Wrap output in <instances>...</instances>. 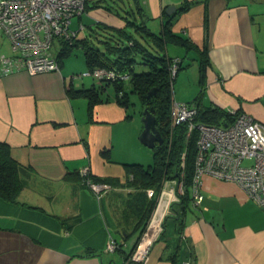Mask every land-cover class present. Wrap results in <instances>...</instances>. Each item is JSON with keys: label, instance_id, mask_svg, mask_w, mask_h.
<instances>
[{"label": "crops", "instance_id": "1", "mask_svg": "<svg viewBox=\"0 0 264 264\" xmlns=\"http://www.w3.org/2000/svg\"><path fill=\"white\" fill-rule=\"evenodd\" d=\"M85 9L70 23L81 64L0 77V143L25 183L18 204L0 200V264H137L127 263L125 252L151 198L148 189L131 187L130 167L150 166L153 155L140 142L142 115L130 92L121 96L114 81L86 75L85 48L104 60L98 33L126 43L138 35L153 53L148 33L165 37L167 24L188 42L159 41L168 58L181 60L172 100L264 124V0H87ZM84 169L111 185L100 200L83 183ZM172 187L165 186L163 199ZM196 202L165 217L144 264H264V208L236 184L209 176ZM109 237L121 251L105 252Z\"/></svg>", "mask_w": 264, "mask_h": 264}, {"label": "built area", "instance_id": "2", "mask_svg": "<svg viewBox=\"0 0 264 264\" xmlns=\"http://www.w3.org/2000/svg\"><path fill=\"white\" fill-rule=\"evenodd\" d=\"M87 0H0V34L7 40L11 55L0 56V77L25 70L31 75L58 72L60 65L51 53L54 43L70 44L76 32L70 29L73 18L85 13ZM180 59H173L171 78L178 73ZM86 75L98 83L125 81L127 74L116 68L96 67ZM230 120L214 126L197 121V108L189 103L174 100L170 106L171 127L186 125V140L195 137V159L190 185L191 205L209 176L222 182L236 184L249 199L264 208V124L247 114L230 111ZM83 183L97 200L110 190L105 182H94L87 169L81 171ZM183 175L180 179L166 180L157 197L143 230L131 250L125 252L127 263L144 264L149 258L156 239L163 230L165 217L172 212L173 202H179L184 191ZM180 180V181H179ZM172 184L169 198H162L167 184ZM152 198L153 189L147 190ZM113 238L108 239L105 252L121 251ZM181 264H191L184 261Z\"/></svg>", "mask_w": 264, "mask_h": 264}, {"label": "trees", "instance_id": "3", "mask_svg": "<svg viewBox=\"0 0 264 264\" xmlns=\"http://www.w3.org/2000/svg\"><path fill=\"white\" fill-rule=\"evenodd\" d=\"M162 28L165 37L148 33L152 36L150 38L152 43L147 42L150 46H157L159 50H162V43L160 42L163 39L164 44L171 41H180L181 44L188 47V42L170 34L167 24ZM101 30L104 29L101 28ZM98 34L105 37L100 41L103 48L99 53L104 57V60L97 55L98 51L88 47L85 48L89 69L96 67L116 68L119 72L127 74L128 78L125 81L115 82L118 89L122 88L121 96H124L125 91L136 93L141 100L142 109L147 108L154 115L156 128L162 137V144L153 149V163L150 166L144 168L138 165H131L130 167L132 169L131 187L134 186L142 190H154L153 197L146 204L145 214L136 225V229L141 232L166 180L180 179L181 174L183 175V194L179 196L180 201L177 204H173L171 209L172 212L179 216L181 212L189 208L191 204L190 185L192 183L196 153L195 137L186 140L185 124L171 127L170 106L172 102V84L175 79L171 78L170 66L173 59L168 58L166 55H160L152 47L153 53L149 52L146 49L147 47L139 41L132 40L126 43L129 40L125 41L119 37L114 39L111 37L113 35L108 36L104 33ZM127 37L130 38V36ZM78 42L76 37L70 44L60 42L58 56L56 57L59 65H61L63 57L70 56L74 47L80 46ZM136 53H140L141 57L136 59ZM138 65L142 66L140 71L134 69ZM152 88H156L155 95L147 99V94ZM197 112V121L214 126H219L230 120L228 113L215 107L197 109ZM21 172L22 167L11 157L8 146L0 143V200L2 202L18 204V194L25 186L24 181L21 179ZM93 181L97 182L98 180L94 179ZM175 205L178 208H175Z\"/></svg>", "mask_w": 264, "mask_h": 264}, {"label": "rangeland", "instance_id": "4", "mask_svg": "<svg viewBox=\"0 0 264 264\" xmlns=\"http://www.w3.org/2000/svg\"><path fill=\"white\" fill-rule=\"evenodd\" d=\"M130 1V0H129ZM126 6V5H125ZM136 37H138V41L140 42V43H142V40H141V38H139L140 36H138V35H136ZM96 45L99 47V48H101V44H98V43H96ZM168 46H171V45H168ZM152 47V46H151ZM150 48V47H149ZM148 48V51L149 52H151L150 51V49ZM152 48H154V50H156V52L157 53H159L160 55H165V51L163 50L164 49V45H162V50H159V48L156 46V47H152ZM172 48H174V49H176L177 47H172ZM58 52H59V46H58V44L55 42L54 43V47L52 48V50H51V53L55 56V57H57L58 56ZM81 52H80V49H79V47L77 46V47H74L73 49H72V51H71V54H70V56H65V57H63L62 59H61V65L64 63H67V61H71L73 64H75L76 65V62H79V64H81L80 63V58L79 57H81V54H80ZM152 53V52H151ZM1 55H6V56H9V55H11V51H10V46H9V44H8V42H7V40L5 39V37L2 35V34H0V56ZM139 61H141L140 59H138ZM142 69V67L141 66H139L138 65V67L136 68V71H140ZM82 73V72H81ZM79 74V73H78ZM177 89V88H176ZM172 93H173V86H172ZM129 95H130V97L132 98V102H133V104H134V107H136L137 108V111L141 114L142 113V111H143V109H142V104H141V100H140V98H139V96L136 94V93H129ZM178 97V96H177ZM175 101H177V98L175 97ZM141 119V118H140ZM148 150L149 151H151L152 152V155H153V149H149L148 148ZM153 163V161H151V163L150 164H152ZM146 167L148 166L147 165V163H146V165H145Z\"/></svg>", "mask_w": 264, "mask_h": 264}, {"label": "water", "instance_id": "5", "mask_svg": "<svg viewBox=\"0 0 264 264\" xmlns=\"http://www.w3.org/2000/svg\"><path fill=\"white\" fill-rule=\"evenodd\" d=\"M170 11H174V7H168L166 14L169 15ZM156 88H152L148 94L147 99L155 95ZM141 121L143 123V129L140 135V142L149 149H154L156 146L162 144V137L158 129L156 128V119L147 108H144L141 113ZM138 236L135 238V242ZM134 242V244H135Z\"/></svg>", "mask_w": 264, "mask_h": 264}, {"label": "flooded vegetation", "instance_id": "6", "mask_svg": "<svg viewBox=\"0 0 264 264\" xmlns=\"http://www.w3.org/2000/svg\"><path fill=\"white\" fill-rule=\"evenodd\" d=\"M136 243V242H135ZM134 246V245H133Z\"/></svg>", "mask_w": 264, "mask_h": 264}]
</instances>
